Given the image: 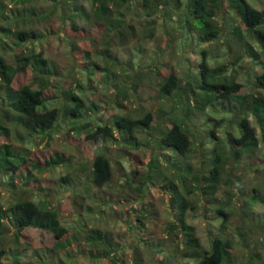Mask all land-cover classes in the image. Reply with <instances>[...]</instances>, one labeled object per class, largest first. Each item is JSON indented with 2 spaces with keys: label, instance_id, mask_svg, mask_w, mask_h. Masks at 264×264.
Instances as JSON below:
<instances>
[{
  "label": "trees",
  "instance_id": "1",
  "mask_svg": "<svg viewBox=\"0 0 264 264\" xmlns=\"http://www.w3.org/2000/svg\"><path fill=\"white\" fill-rule=\"evenodd\" d=\"M7 1L14 4V9L11 12H9ZM88 1L92 6L90 13L79 8H75V12H71L70 8L74 4V0H0V34L8 33L14 37L18 42L15 44L17 49L22 48L26 43H34L30 38H36L37 35L34 30H27V28H31L36 22L47 18L46 12L38 9L39 2H49L52 8L56 7L59 13L57 16L71 23L70 28L73 32L78 31L75 25L77 19H84L91 30L95 28L101 30L97 39L102 40L104 48L96 52V57L99 60L93 59V46L87 49L82 58L89 62L87 66L82 68L74 61L72 71L77 70L80 74H90L95 71L94 69L102 68L104 65L103 74H107L104 85L110 84V87L117 89L115 102L123 100L131 103L132 100L129 94V81L120 83L116 80L121 73H116L114 70L112 50L114 47L129 46L133 40L147 43L146 40H151L153 35L147 37L146 34L157 30V27H162L160 23L155 22V18L154 22H143L142 16L154 17L162 9H164L165 15L174 14L176 11L181 14L182 20L186 19L187 23L189 22L193 29L200 34L201 43L208 45L222 39L231 40L241 51L231 48L229 52H226V63H221V65L210 63L208 61L209 52L205 50L202 52L203 61L200 65L199 75L201 90L210 92L207 97L210 99L215 97L213 93L216 89L219 90L218 95L223 101L236 100L237 93L242 89L246 93L243 97L245 101H239V106L242 108L236 115L238 120L232 124V128L236 127L238 134L227 130L219 145L211 148L212 150L208 149L210 145L206 142L207 137L209 138L208 134L211 132H207L209 127L201 113L202 107L198 99L197 104L193 105L187 94L174 91L173 85L176 81L174 73H171L159 88V98L165 101L167 109V111L164 109L161 111L168 112L175 118L172 126L165 127L161 123L164 118L163 112L159 114L157 120L156 114L151 110L147 111L145 107L139 106L133 111V114L124 112L118 115L109 112V115L114 118L106 124L99 125L90 135V138L95 142L110 141L116 143L119 149L127 150L126 152L129 154L124 152L123 158L125 159L130 160L129 156L132 150L149 152L151 158L147 165V171L142 176L143 184L138 187L140 196L143 198L149 190V186L159 182H170L171 186H176L179 190L183 188L186 192V195L176 201V224L183 237L182 247L174 249L177 250L176 254H180V259L195 261L196 264H225V243L222 238L216 237L213 240L212 250L209 253H201V243L196 227L188 222V211L195 208L189 201V197L198 190L206 197L215 196L223 178L225 162L230 161L232 157L240 160L243 154L252 156L259 144L264 146V9L255 8L249 0H137L140 12L129 16V10L123 11V9L130 3V0ZM211 14H217V19L215 16L210 17ZM217 22H222L223 25L219 27ZM14 23L17 24L14 25ZM163 28L167 31V25ZM109 32L111 33L107 35ZM99 40L97 41L99 42ZM1 41L4 40L0 37V44ZM9 47L14 49L9 45L2 46V52H0V87L2 88L0 108L3 107L5 110V120L0 122V131L1 135L7 138V142L0 143V173L17 176L39 164L34 151L38 148L37 139L44 132L54 129L61 115L70 120V132H92L93 130H91L92 123H90L91 118L87 111V105L82 98V93L86 91L85 87L76 84L75 87L63 88L53 96L63 100L61 101L62 109L46 108L47 105H50L49 101L51 100L45 92L48 93V89L50 90L53 83V73L48 72L50 67L48 61L42 53L32 51L29 54L21 51L19 54L16 52L13 54L11 49L8 50ZM143 50L142 46L138 45L133 50L132 61L138 68L146 71L149 70L150 62L142 61L145 53ZM217 60L218 58L215 59V62ZM240 61L263 68V71L255 78L254 90L249 94L246 92L245 86L238 82L239 69L244 68L238 64ZM90 63L92 64L90 65ZM33 65L34 68H31ZM122 73L123 76L130 79L128 71L123 70ZM31 74H33V79ZM22 75L27 76L30 81L23 86H16L15 79ZM57 80L58 78L55 76V81ZM123 103H119L117 108H120V105L124 107ZM249 115L255 118L259 130L252 126ZM228 137L230 142L227 140ZM14 142H20L22 145L17 147ZM198 142L201 154L204 156L202 163L208 166V172L202 178L194 175L191 183L195 186L189 187L192 168L183 166L174 157L185 158L188 153L197 149L196 143ZM231 143H234L232 149L228 145ZM153 150H156L158 154ZM236 152L240 153L237 157H235ZM170 158H172L171 161ZM68 159L63 157L54 161H46L43 166L49 168L52 165L55 167L64 164ZM247 160L250 168H254L255 164H257V170L259 167L260 169L264 167V155H260L259 159L248 158ZM84 163L82 161L78 165L84 169L87 166ZM117 163L123 168L120 161ZM230 167L229 164V169ZM135 169L133 173L139 174V168L135 167ZM234 170L233 166L231 172ZM89 171L90 173L86 176L88 179L81 180L82 176L69 174L59 181L52 182L47 190L43 191H47L50 195L55 192V189L84 182L87 187L81 194L82 198H85L91 189H101L111 181L114 176V162L106 153H98L95 155ZM174 171L176 172L172 173ZM173 174L179 184H175L171 180L170 175ZM127 184L129 187L133 186L132 182ZM33 192L39 195L37 190H33ZM257 199L264 203V198L258 197ZM253 200H256L255 196H253ZM138 203H141V199ZM86 211L77 216L72 223L63 224L58 210L50 209L45 201L36 203L29 197H21L8 208H4L0 204V264L4 258H7L6 264H48L49 253L52 251V256L57 255V249L52 250L50 247L29 253L28 251L22 252L23 248L18 246H6L4 243L8 239L10 229H13L14 233L9 237L16 243L19 242L20 235L25 233H47L56 240L63 241L65 248L72 242L77 244L85 242L93 251L98 252L94 256L95 259L112 260L115 264H128L125 259L127 254L124 253L128 248L115 244L112 237H109L108 232L103 229L89 228L86 222L95 216ZM85 213L87 218H85ZM219 214L225 218L229 216L224 210H219ZM82 218L85 219L84 222H82ZM147 220L148 215H144L142 212V215L137 218L140 223L139 227L135 229L137 235L141 236L140 229ZM226 222L227 219L222 224L223 230H225ZM262 237H264V232ZM157 247L151 245L152 249ZM134 254L135 258L132 260V264H144L139 248L134 249ZM168 257L172 258L170 255ZM254 258H258V255H255ZM165 264H175V261H168Z\"/></svg>",
  "mask_w": 264,
  "mask_h": 264
},
{
  "label": "rangeland",
  "instance_id": "2",
  "mask_svg": "<svg viewBox=\"0 0 264 264\" xmlns=\"http://www.w3.org/2000/svg\"><path fill=\"white\" fill-rule=\"evenodd\" d=\"M7 2L10 8L9 12H11L14 9V4ZM249 2L257 9H264V0H249ZM37 7L46 12L47 18L36 22L31 28H27V30H34L37 35L36 38H30L34 43H26L22 48L17 49L16 39L10 34L2 32L0 37L4 41H1L0 45L3 47L12 46L14 49L9 47L8 50L11 49L13 54L15 52L19 54L21 51L29 54L32 51L42 53L50 65L48 72L53 73V83L50 90L48 89L49 94L45 92L51 100L49 101L50 105L46 107L48 109L55 107L62 109L61 101L63 100L53 97L56 92H60L63 88L68 89L70 86L75 87L76 84L85 87L86 91L82 93V98L87 105L93 131L70 132V120L61 115L55 128L44 132L37 139L38 148L34 151L37 154V160H39L38 165L17 176L0 173V204L4 208H8L21 197H29L36 203L45 201L50 209L58 210L63 224L72 223L77 216L88 209L86 212L93 213L95 218L88 219L86 225L89 228L103 229L108 232L115 244L126 246L128 249L124 253L127 254L125 259L128 264H132V260L135 258L134 249L136 247L140 249L144 264H165L168 261H175V264L177 262L178 264H196L195 261L180 259V254L177 255V250H174L182 247L183 237L176 224L175 213L176 201L186 195L185 190L181 187L179 190L176 186H171L170 182H159L149 186V190L142 198L138 187L143 184L142 176L147 171L151 154L132 150L129 156L130 160L125 159L123 156L127 150L119 149L114 142L105 140L95 142L90 138V135L99 125L106 124L114 118L109 115V112L118 115L124 112L133 114V111L141 106L156 114L158 120L159 114L163 112L161 109L167 111L165 101L159 98V88L170 74L174 73L176 76L173 85L174 91L187 94L193 105L197 104L198 99L202 107L201 113L209 127L207 132H211L208 134L209 138L207 137L206 142L210 145L208 149L212 150L211 148L219 145L227 130L238 134L236 127L232 128V124L238 120L236 115L242 108L239 106V101H245L243 97L246 93L242 89L237 93L236 100L223 101L218 95L219 90L216 89L213 93L215 97L211 98L212 100L207 97L210 92L202 91L200 84L202 52L204 50L209 52L208 61L210 63L221 65V63H226V52H229L231 48L241 51L231 40L222 39L208 45L201 43L200 34L193 29L189 22L187 23L186 19L182 20L181 14L176 11L174 14L165 15L164 9H162L154 17L142 16L143 22H154L155 18V22L160 23L162 27H157V30L146 34L147 37L153 35L151 40H146L147 43L133 40L129 46L114 47L112 50L114 70L116 73L122 74H119L116 80L120 83L129 81V94L132 100L131 103L123 100L115 102L117 89L110 87V84L104 85L107 78V74H103L104 65L102 68L94 69L95 71L90 74H80L77 70L72 71L74 61L82 68L87 66L89 62L82 58L87 52L86 50L92 46L93 59L99 60L96 57V52L104 48L102 40L97 39L101 30L96 28L91 30L84 19L78 18L75 23L78 31L73 32L70 28L71 23L60 19L57 16L58 10L54 6L52 8L49 2H39ZM139 7L137 0H130L123 11L129 10V16L135 15L140 12ZM75 8L84 9L90 13L92 6L88 0H74V4L70 8L71 12H75ZM20 10L22 12V8ZM53 12L54 14H52ZM216 15L211 14L210 17L215 16L217 19ZM137 19L139 20V18ZM166 25L167 31L163 28ZM217 25L221 27L223 23L217 22ZM138 45L142 46L145 51L142 61L150 62L149 70H141L132 61L133 50ZM2 46H0V52H2ZM217 58L218 60L215 62ZM238 64L244 67L239 69L238 82L245 86L248 94L252 93L255 78L263 71V68L246 64L243 61ZM31 68H34V65ZM123 70L128 71L130 79L123 76ZM55 76L58 78L57 81H55ZM31 78H34L33 74H31ZM29 81L27 76L22 75L15 79V85L23 86ZM1 90L0 87V97ZM119 103H123L124 107L120 105V108H117ZM4 113V108H0V122L5 120ZM163 113L164 121L161 120V123L165 127L172 126L175 118L168 112ZM249 119L252 126L259 130L255 118L249 115ZM1 133L0 131V143L7 142V138ZM227 140L231 141L229 137ZM14 144L17 147L22 145L20 142H14ZM228 145L232 149L234 143ZM196 147L197 149L188 153L185 158L174 157L183 166L192 168L189 187L195 186L191 183L194 175L202 178L208 172V166L202 163L204 156L201 154L199 142L196 143ZM102 152L106 153L114 162V176L103 188L91 189L85 198H82L81 194L87 187L84 182L55 189V192L50 195L47 191H43L47 190L52 182L59 181L69 174L82 176L81 180L88 179L86 176L90 173V166L95 155ZM153 152L158 154L156 150ZM239 155L240 153L236 152L235 157ZM260 155H264L262 144H259L252 156L243 154L240 160L232 157L230 161H226L219 190L212 198L201 194L199 190L189 197V201L195 208L188 211V222L196 227L202 254L209 253L212 250L213 240L219 237L225 243V264H264V237H262L264 203L257 199L258 197L264 198V167L262 169L259 167L257 170V164L254 168H250L247 164L248 158L259 159ZM63 157L69 158L64 164L55 167L51 165L49 168L43 166L46 161H54ZM169 160L171 161L172 158ZM82 161L87 165L84 169L78 165ZM118 161L123 168L117 163ZM229 164L231 165L230 169ZM233 166L235 170L231 172ZM135 167L139 168V174L133 173L136 170ZM170 177L175 184H179L175 174ZM131 182L133 186L129 187L127 183ZM33 190H37L39 195L35 194ZM253 196L256 200H253ZM140 199L141 203L139 204ZM219 210H224L229 215L228 218L220 215ZM141 211L144 212V215H148V220L140 229V236L137 235L135 229L140 225L137 218L142 215ZM85 218H87L86 213ZM226 219L225 230H223L221 227ZM84 221L85 219L82 218V222ZM10 230V234H13L14 230ZM10 234L4 244L8 247L23 248L22 252L31 253L34 250L49 247L52 250L57 249V255L52 256V251L49 253L48 264H115L112 260L95 259L94 256L98 252L93 251L85 242L82 244L72 242L65 248L63 241L56 240L47 233L32 232L20 235L19 242L16 243L10 239ZM151 245L158 247L152 249ZM168 255L172 258H169ZM255 255H258V258H254ZM6 259L4 258L1 264H6Z\"/></svg>",
  "mask_w": 264,
  "mask_h": 264
}]
</instances>
